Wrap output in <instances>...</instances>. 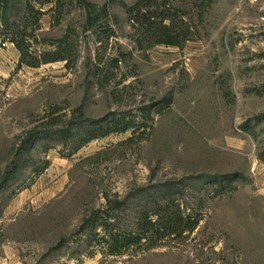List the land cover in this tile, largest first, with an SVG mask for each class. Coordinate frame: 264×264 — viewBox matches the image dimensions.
<instances>
[{
    "label": "rangeland",
    "instance_id": "1",
    "mask_svg": "<svg viewBox=\"0 0 264 264\" xmlns=\"http://www.w3.org/2000/svg\"><path fill=\"white\" fill-rule=\"evenodd\" d=\"M86 1L109 25L86 29L84 0L41 19L68 62L19 65L0 35V264H264V0ZM140 9L181 43L145 39ZM168 187L197 227L109 253L105 218L128 235Z\"/></svg>",
    "mask_w": 264,
    "mask_h": 264
},
{
    "label": "trees",
    "instance_id": "2",
    "mask_svg": "<svg viewBox=\"0 0 264 264\" xmlns=\"http://www.w3.org/2000/svg\"><path fill=\"white\" fill-rule=\"evenodd\" d=\"M208 5L216 0H204ZM62 0H26L24 7L25 18L33 20L32 27L17 22L12 18V13L15 9L14 0H0V35H4L3 41L9 40L15 44L20 51L19 65L27 64L29 66L37 67L41 64L63 60L68 62V56L63 54L62 43L64 38L59 41L56 56H52L46 51L38 49L36 44L39 42L38 31L41 29V19L46 13L56 11L61 7ZM84 8L86 10V29L92 30L97 26L99 21H107L105 24L109 25L108 20L111 18L110 11L107 7L99 8L98 5L84 0ZM140 7V6H139ZM166 17L158 20L157 15L152 11L139 10V15L135 20L140 23L143 28V36L145 39L154 44L179 45L181 43L180 36L173 34L170 25L164 24ZM116 66L119 65V60H116ZM80 116H84L82 110L78 108ZM131 123V122H130ZM123 124L117 131L125 132L131 124ZM250 124L245 125L247 130H251ZM102 128V126H99ZM113 130L108 128L100 134L90 135L86 142L99 136H105ZM220 183L218 191H225L234 180L233 176H216L213 177ZM211 178H204L202 184L204 185ZM172 188L168 187L160 190L153 197H158L159 193L163 198H167L165 203H155L153 208L147 206L143 215L138 217L135 221V228L128 235L120 236V233L113 230L116 220L111 222V217L108 215L105 218L102 227L105 230L102 239L109 249L111 254H121L123 249H128L133 245L142 243L143 241H151L152 245H158L159 239L173 234H182L186 230H194L199 224V218L192 219L191 214H184L180 210L179 205L173 204L170 198ZM178 211V213H177Z\"/></svg>",
    "mask_w": 264,
    "mask_h": 264
}]
</instances>
